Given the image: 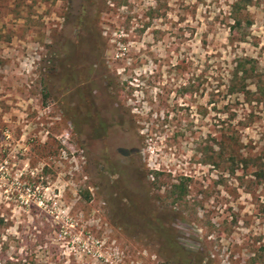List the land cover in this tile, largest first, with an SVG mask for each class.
<instances>
[{
    "label": "rangeland",
    "instance_id": "rangeland-1",
    "mask_svg": "<svg viewBox=\"0 0 264 264\" xmlns=\"http://www.w3.org/2000/svg\"><path fill=\"white\" fill-rule=\"evenodd\" d=\"M238 57L263 95L227 93ZM230 110L264 161V0H0V264H185L153 218L189 264H264V177L218 159Z\"/></svg>",
    "mask_w": 264,
    "mask_h": 264
},
{
    "label": "trees",
    "instance_id": "trees-1",
    "mask_svg": "<svg viewBox=\"0 0 264 264\" xmlns=\"http://www.w3.org/2000/svg\"><path fill=\"white\" fill-rule=\"evenodd\" d=\"M234 6L235 5L231 7V13L233 15L231 19L234 22V25L231 28L236 34V30L239 32L241 29L244 18L241 16L238 8ZM228 67L229 68L226 73L225 80L227 82V93L230 95V97H237L238 95L248 96L256 92H259V95H263V92H261L259 88L260 68L258 62L247 57H238L232 60ZM252 86L255 88L254 92L250 89ZM222 113L224 114L225 112ZM235 114L237 113L234 112V110H230V112L225 114L226 116H220L221 126L219 130L218 159L220 163L226 164L230 173H233L235 170L234 167H238L239 164L247 167L248 163L251 162L250 166L256 169L257 175L264 177V170L262 169L264 167V161L259 160V163L258 160L253 161L250 150H245V148H243V144L241 143L242 130H239L238 127L246 128L251 122L248 120V118L244 117L242 121H239L237 124L233 125L232 121ZM172 187L174 188L172 193L173 195H176L177 198H181L186 194L187 186L182 184V182H180L178 185H173ZM122 193L126 196L125 190ZM139 215L144 221H149L144 215ZM152 221H154L152 225L154 226L155 230H157V233L164 238V245L166 248L170 250L177 248V253L180 256V259H182V263L189 264L190 259L188 260V258L185 257L188 252L182 247L178 246L177 242L173 238L169 237L167 233L166 236L168 237H164L162 235L161 230L164 228L157 218H153Z\"/></svg>",
    "mask_w": 264,
    "mask_h": 264
},
{
    "label": "flooded vegetation",
    "instance_id": "flooded-vegetation-1",
    "mask_svg": "<svg viewBox=\"0 0 264 264\" xmlns=\"http://www.w3.org/2000/svg\"><path fill=\"white\" fill-rule=\"evenodd\" d=\"M94 119H96V125H94V130L92 129L89 132V134L94 133V132L95 133H99V131H102L103 132L105 130L106 125L104 123H101L100 122V119H98L97 117H94ZM103 151H105V154L107 153L106 152V147L103 148ZM103 161H104L103 163L106 164V165H108L110 163L108 161V156H105V159ZM102 167L105 169V171L107 169V172L109 173L110 170H108V167H106V166H102Z\"/></svg>",
    "mask_w": 264,
    "mask_h": 264
}]
</instances>
